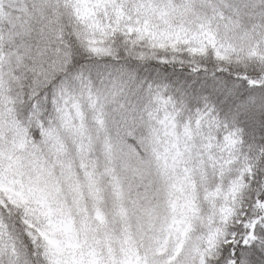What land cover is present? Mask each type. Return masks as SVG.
<instances>
[{
  "label": "snow or ice",
  "instance_id": "obj_1",
  "mask_svg": "<svg viewBox=\"0 0 264 264\" xmlns=\"http://www.w3.org/2000/svg\"><path fill=\"white\" fill-rule=\"evenodd\" d=\"M0 264H264V0H0Z\"/></svg>",
  "mask_w": 264,
  "mask_h": 264
}]
</instances>
